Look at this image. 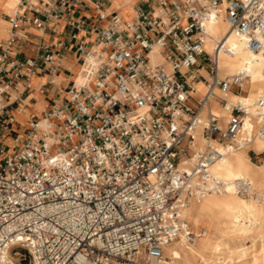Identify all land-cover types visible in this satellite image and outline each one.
I'll return each instance as SVG.
<instances>
[{
    "label": "built area",
    "instance_id": "obj_1",
    "mask_svg": "<svg viewBox=\"0 0 264 264\" xmlns=\"http://www.w3.org/2000/svg\"><path fill=\"white\" fill-rule=\"evenodd\" d=\"M150 2L131 22L117 11L97 24L67 22L99 46L94 88L67 87L10 145L20 124L12 110L24 112L33 78L56 74L66 49L43 36L26 55L28 28L56 33L71 9L56 0L43 13L22 0L8 17L10 34L0 40V264H164V246L182 231L189 243L198 237L180 215L193 176L182 166L206 179L224 155L216 144L235 141L248 115L240 100L224 125L210 110L214 97L227 105L216 90L242 93L248 77L220 76L223 44L213 54L204 48L206 24L224 11L248 48L262 51L264 0ZM155 49L162 59L152 63ZM91 50L80 45L84 63ZM199 82L207 90L196 97ZM257 136L264 140V127Z\"/></svg>",
    "mask_w": 264,
    "mask_h": 264
},
{
    "label": "bare ground",
    "instance_id": "obj_2",
    "mask_svg": "<svg viewBox=\"0 0 264 264\" xmlns=\"http://www.w3.org/2000/svg\"><path fill=\"white\" fill-rule=\"evenodd\" d=\"M22 0H0V39L10 34V23L3 13L13 14L21 8ZM30 4H32L30 2ZM125 20L124 13L117 11ZM134 7L131 22L136 16ZM126 13V12H125ZM204 48L213 54L217 43L223 44L219 51V74L222 78L238 73L247 74L242 93L216 94L227 100L222 107L219 100L211 99L210 110L222 118V125L231 114L232 106L242 101L248 115L239 136L231 143L218 145L224 154L209 169L206 179L194 174L190 166H182L190 172V194L181 210L185 230L196 234L194 243H189L185 231L178 239L164 246V264H264V159L260 164L252 161L249 151L264 152V140L257 132L264 127V50L248 48L246 39L231 30L224 11L212 15L206 24ZM86 55L80 65L77 86L87 84L93 90L94 73L99 64L98 44ZM152 63L161 61L158 50L151 55ZM58 83L60 78L56 80ZM194 96L203 95L207 88L203 82L195 83ZM213 103V104H212ZM207 109H205L204 114ZM45 127L46 122L42 121ZM200 150L206 142L197 137ZM251 242L247 246L246 243Z\"/></svg>",
    "mask_w": 264,
    "mask_h": 264
},
{
    "label": "crops",
    "instance_id": "obj_3",
    "mask_svg": "<svg viewBox=\"0 0 264 264\" xmlns=\"http://www.w3.org/2000/svg\"><path fill=\"white\" fill-rule=\"evenodd\" d=\"M33 1L37 2V7L45 13L50 10V5L56 0ZM33 1L31 2L32 4ZM149 1H151L150 5H154L157 2V0H103V3L98 2L99 5H97L96 0H68V7L71 11L70 13L65 12L61 19L55 22L54 25L57 27L56 33L48 31L44 35L42 31L36 28H28L30 38L34 44L26 45L24 50L26 55L34 56L36 54L37 46L35 43H38L43 36L44 40L48 42L56 43L61 41L65 43L66 49L62 53V66L56 74L49 75L44 72L33 78V87L29 93V99L31 100L25 107L24 112L19 113L18 110H12L14 114H17L18 120L20 117L24 116V124H27L32 117L41 118L44 111L50 107L52 101L63 97L66 93L65 89L76 83V79H78L79 76L80 65L84 63V55H81L79 47L84 43L87 45V50H90L93 46L94 37L87 35L84 28L77 30L69 27L67 22L71 18L77 20L84 19L89 24H97L101 14L110 15L114 11H120L125 14V20H131L134 7H136V9H142L144 6L147 7ZM53 23L54 21H50L49 26H52ZM106 25L107 22L104 21L102 27ZM63 32H66V34L62 35L61 33ZM74 35L76 37H73ZM57 78L61 79L59 83L56 81Z\"/></svg>",
    "mask_w": 264,
    "mask_h": 264
},
{
    "label": "rangeland",
    "instance_id": "obj_4",
    "mask_svg": "<svg viewBox=\"0 0 264 264\" xmlns=\"http://www.w3.org/2000/svg\"><path fill=\"white\" fill-rule=\"evenodd\" d=\"M32 1H33V0H26L27 3H30V2H32ZM98 2L103 3V0H96L97 5H99ZM33 4L36 5L37 2H34V1H33ZM37 5H38V4H37ZM37 5H36V6H37ZM104 8H105V7H104ZM143 8H146V6H144ZM10 15H11V14L3 13V14H2V17H3V19L5 18L4 20H8V17H9ZM126 21H127V20H126ZM212 104H213V103H212ZM24 122H25V117H24V116L20 117V118H19V123H20L21 125H20V124H17L16 127L12 130L11 135L7 138L6 144H8V145L12 144L13 137L16 136L19 132L22 131V129H23V125H24ZM249 154H250V157H251L252 161L255 162L256 164H260V163L263 161V159H264V153L257 154V153H255L254 151H250ZM246 245H247V246H248V245L250 246V245H251V242H247Z\"/></svg>",
    "mask_w": 264,
    "mask_h": 264
}]
</instances>
